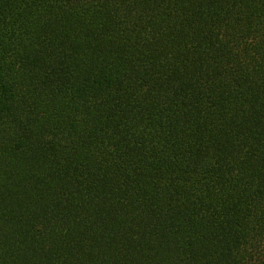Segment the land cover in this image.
Here are the masks:
<instances>
[{"label":"trees","instance_id":"trees-1","mask_svg":"<svg viewBox=\"0 0 264 264\" xmlns=\"http://www.w3.org/2000/svg\"><path fill=\"white\" fill-rule=\"evenodd\" d=\"M0 264H264V0H0Z\"/></svg>","mask_w":264,"mask_h":264}]
</instances>
